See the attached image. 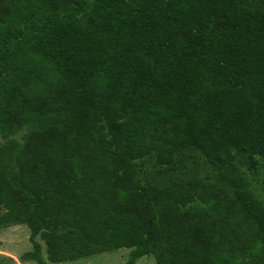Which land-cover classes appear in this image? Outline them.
<instances>
[{"label": "trees", "instance_id": "1", "mask_svg": "<svg viewBox=\"0 0 264 264\" xmlns=\"http://www.w3.org/2000/svg\"><path fill=\"white\" fill-rule=\"evenodd\" d=\"M20 131L0 228L29 230L21 262L264 264V0H0V140ZM190 151L209 173L169 178Z\"/></svg>", "mask_w": 264, "mask_h": 264}, {"label": "rangeland", "instance_id": "2", "mask_svg": "<svg viewBox=\"0 0 264 264\" xmlns=\"http://www.w3.org/2000/svg\"><path fill=\"white\" fill-rule=\"evenodd\" d=\"M25 131H20L9 136L6 141L0 140L4 145L5 159L16 152L18 145L22 142ZM146 177L153 184L165 182L166 176L158 168H153L147 161ZM169 178L188 177L190 175H205L209 169L204 159L196 152L190 151L180 157L173 168ZM246 176L251 188L260 199L264 201V190L262 179L264 177V161L259 160L253 167L246 168ZM148 180V181H149ZM38 240V239H37ZM32 250L30 233L25 225H9L0 228V264H35L34 262H21V257ZM128 250H112L103 254L81 257L75 261L61 264H129ZM134 264H155L151 257H144Z\"/></svg>", "mask_w": 264, "mask_h": 264}]
</instances>
